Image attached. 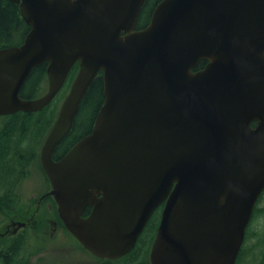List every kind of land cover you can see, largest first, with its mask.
<instances>
[{"label":"water","instance_id":"water-1","mask_svg":"<svg viewBox=\"0 0 264 264\" xmlns=\"http://www.w3.org/2000/svg\"><path fill=\"white\" fill-rule=\"evenodd\" d=\"M9 1L29 30L0 48V116L41 111L78 64L39 153L67 231L117 259L164 203L150 264H235L264 189V0H160L141 29L145 0ZM99 73L91 132L54 161Z\"/></svg>","mask_w":264,"mask_h":264},{"label":"trees","instance_id":"trees-1","mask_svg":"<svg viewBox=\"0 0 264 264\" xmlns=\"http://www.w3.org/2000/svg\"><path fill=\"white\" fill-rule=\"evenodd\" d=\"M159 1L145 0L141 7L136 27H142L148 22L154 6ZM28 30L29 26L22 20L18 6L9 0H0V48L20 44ZM203 64L204 62L201 61L198 67H202ZM45 68L46 64L44 63L32 69L22 86L20 92L22 98H37L46 91L47 80ZM70 80L67 81L68 84ZM68 84L66 85L67 87ZM102 99V77L101 73H99L83 97L70 131L56 147L57 153L60 150H65L73 141L89 131L92 119ZM31 116L30 113L18 112L13 115L0 117V124L2 125L0 129V185L9 182L16 172H20V170L24 174V167L32 159L33 150L25 144L26 141L33 139L32 137L34 136L33 128L36 124L33 125ZM52 122L48 129L52 125ZM34 129L36 131V128ZM7 204V200H0V207L2 209L6 208ZM256 213L257 208L253 212L251 224L255 219ZM25 235L26 233H24L21 241L19 237H16L14 240H8L6 242L7 247L5 251H0V264L27 263L29 253L26 247L27 237ZM249 235L250 231L248 228L246 230L245 241ZM243 250L244 246L239 251L235 264L240 263ZM25 252H27L26 255ZM35 252L34 250L31 253L34 254ZM135 253L136 251L130 255L131 259H133L132 256ZM21 254H23V261L18 260ZM133 261L137 262L135 258Z\"/></svg>","mask_w":264,"mask_h":264},{"label":"flooded vegetation","instance_id":"flooded-vegetation-1","mask_svg":"<svg viewBox=\"0 0 264 264\" xmlns=\"http://www.w3.org/2000/svg\"><path fill=\"white\" fill-rule=\"evenodd\" d=\"M146 24H144L142 27H139V28L136 27V29H141ZM199 63L195 67V71L201 69L205 64L204 62L203 66L199 68L198 67ZM77 69H78V65L76 66L75 64L73 68L70 70L65 80V83L69 79H71L70 80V83H71V81L74 79L77 73ZM45 76H46V72H45ZM46 80H47V77H46ZM102 102H103V99L101 100L99 104L97 112ZM96 114L94 118L92 119L90 129L87 133H85L84 135L80 136L75 141H73L65 150H60V152L57 153L55 149L53 153L54 161L59 160L63 155H65L75 145V143H77L81 138L85 137L91 132ZM0 117H4V116H0ZM1 126L2 125L0 124V129H1ZM40 168H41V165H40ZM41 172L46 182V188H45V191L38 198L37 202L32 204L33 205L32 207L24 206L25 204L23 200V191H22V185H21V180L23 178V171L20 170V172L19 171L16 172V174L12 177V179L9 182L4 183V184L2 183L0 185V200L5 199L8 201L6 208L2 209L0 207V251H5L7 247L6 242L8 240H14L16 237H19V240L21 241V239L24 237V233H26L25 237H28L30 240L28 243H30L34 238L38 239L41 233L42 235H44V237H50V236L53 237L55 234H64L65 238H69L71 242L74 243V245L81 250L80 252H82V254L84 255L85 263L87 264H120V263L122 264H150L149 253H150V249H151L153 240L157 232V228L160 222L164 203H161L159 206H157L154 209V211L151 213L146 225L144 226L142 232L139 234L133 249L128 254L124 255L123 257L117 258V259H101V258L95 257L89 251H87L82 245H80V243L64 227L63 223L61 222L58 216L57 206L53 198L47 194L50 190V183L44 171L42 170V168H41ZM263 195H264V190L260 198L258 199L257 203L259 202V200L261 199ZM261 201L263 202V200ZM44 207H46L45 210L49 215L39 214L40 211L44 209ZM256 208L258 211V207ZM90 212H91V206L85 207L81 217L86 218ZM39 232L41 233L39 234ZM33 233L35 235H33ZM47 233H48V236H47ZM135 251L136 253L133 255L134 257L132 256V258L133 259L135 258L137 262L133 261V259H131V256H130ZM18 260L23 261V254H21Z\"/></svg>","mask_w":264,"mask_h":264},{"label":"rangeland","instance_id":"rangeland-1","mask_svg":"<svg viewBox=\"0 0 264 264\" xmlns=\"http://www.w3.org/2000/svg\"><path fill=\"white\" fill-rule=\"evenodd\" d=\"M65 90H61L46 108L38 112L30 113L32 115L31 121L33 125L36 124L34 126L36 131L33 128V139L25 142L28 148H32L33 150L32 159L24 167V177L21 180L25 207H32V204L37 202L40 195L45 191L46 182L39 164V153L45 136L50 129L48 127L51 121H54L61 101L67 93ZM256 206L258 207V211L254 221L250 224V235L243 245L244 250L241 253L239 264H264V195ZM45 209L46 207L39 214L49 215ZM33 235L35 234L33 233ZM39 236L38 239L34 238L30 243H28L30 240L27 237L26 247L28 248L29 254L26 264H87L85 263L84 255L80 252L81 250L69 238H65L64 234L44 237L41 233ZM34 250L36 252L32 254L31 252ZM26 254L27 252H25Z\"/></svg>","mask_w":264,"mask_h":264},{"label":"bare ground","instance_id":"bare-ground-1","mask_svg":"<svg viewBox=\"0 0 264 264\" xmlns=\"http://www.w3.org/2000/svg\"><path fill=\"white\" fill-rule=\"evenodd\" d=\"M66 91H67V90H66ZM62 96H63V95H62ZM57 109H58V108H57ZM57 109H56V110H57ZM21 113H22V112H21ZM56 114H57V112H56ZM39 164H40V163H39ZM42 181H43V179H42ZM6 187H7V186H6ZM40 192H41V191H40ZM27 200H28V199H27Z\"/></svg>","mask_w":264,"mask_h":264}]
</instances>
